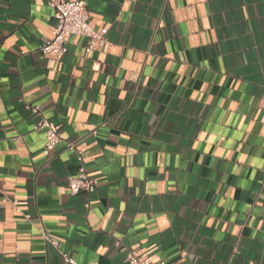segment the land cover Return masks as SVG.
<instances>
[{
    "label": "crops",
    "instance_id": "0c3cea01",
    "mask_svg": "<svg viewBox=\"0 0 264 264\" xmlns=\"http://www.w3.org/2000/svg\"><path fill=\"white\" fill-rule=\"evenodd\" d=\"M106 29L100 51L40 46L47 0H0V264H264V0H65ZM97 181L70 196L64 143ZM88 205V208L86 207Z\"/></svg>",
    "mask_w": 264,
    "mask_h": 264
},
{
    "label": "built area",
    "instance_id": "2783aa9c",
    "mask_svg": "<svg viewBox=\"0 0 264 264\" xmlns=\"http://www.w3.org/2000/svg\"><path fill=\"white\" fill-rule=\"evenodd\" d=\"M47 3L53 11L55 24L51 38L46 40L39 48L42 56H52L55 60H61L67 54V46L71 37L82 38L86 41L83 47L86 54L101 50L106 43L107 30H96L89 25L85 2L47 0ZM20 102L24 103L23 100H20ZM24 107L33 115L37 116L34 130L43 132L44 149L46 151H52L56 146L64 143L65 149L75 154L78 170L76 175L67 178L70 196H75L81 192L87 195L92 194L96 190L97 181L90 178L87 174L83 152L77 149L72 142L63 141L61 133L55 124L43 116L38 106H31L24 103ZM0 202L11 205L15 213L23 215L20 206L24 205V203L10 200L1 188ZM86 207L88 208V205ZM23 216L27 220L30 219L27 215ZM43 239L61 255L66 264H77L75 260L61 252L60 242L53 238L49 232H43ZM115 247L125 253V264H166L165 262L155 263L147 258H143L137 252L122 247L119 242L115 244Z\"/></svg>",
    "mask_w": 264,
    "mask_h": 264
}]
</instances>
